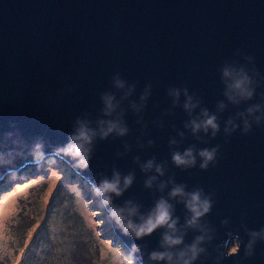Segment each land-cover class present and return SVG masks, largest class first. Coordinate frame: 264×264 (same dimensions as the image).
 <instances>
[{"label":"water","instance_id":"obj_1","mask_svg":"<svg viewBox=\"0 0 264 264\" xmlns=\"http://www.w3.org/2000/svg\"><path fill=\"white\" fill-rule=\"evenodd\" d=\"M240 76L250 96L228 87ZM81 126L86 168L62 151ZM52 156L136 264H264V0H0V181ZM117 175L104 204L94 189ZM197 192L210 207L193 221ZM161 201L168 223L137 237Z\"/></svg>","mask_w":264,"mask_h":264},{"label":"rangeland","instance_id":"obj_2","mask_svg":"<svg viewBox=\"0 0 264 264\" xmlns=\"http://www.w3.org/2000/svg\"><path fill=\"white\" fill-rule=\"evenodd\" d=\"M80 180L52 156L0 181V204L3 196L19 194L7 217L0 219V264H23L29 257V264H136L114 239L99 196ZM45 238L55 252L43 245ZM235 250L236 244L230 246L229 252Z\"/></svg>","mask_w":264,"mask_h":264},{"label":"clouds","instance_id":"obj_3","mask_svg":"<svg viewBox=\"0 0 264 264\" xmlns=\"http://www.w3.org/2000/svg\"><path fill=\"white\" fill-rule=\"evenodd\" d=\"M223 75L225 77H228L229 75H231V73L228 70H225ZM245 84H246V78L245 77H242V76L234 77L233 83L230 84L228 87L232 90L237 91L242 96H250L251 93L246 91ZM117 85L119 87H122V84H120V82H117ZM111 100H112L111 97H105V103H106L109 110L112 108ZM186 107H187V105H186ZM214 119H215L214 117H210L206 121H204L205 126H210L211 128L216 129L217 125L214 123ZM196 127H198V125ZM113 130L118 131V133L121 135L124 134V132L126 131V129L118 128V126L116 124L110 123L108 125L107 130L103 131V135L106 136L108 133L112 132ZM92 135H94V133H91L84 126H81V128L78 130V134L71 136L70 139L72 142H70L64 149H62V151L65 154L70 155L74 158H79L78 159V165L81 168L87 167L88 149L85 146L88 143H90ZM214 153H215V150H212V151L204 150V151L200 152V156H202L204 158V163L201 164L202 168L206 167L207 163L214 159ZM56 159H58V158H56ZM173 161L178 166L179 165H191L194 163V159L192 158L190 151L186 152L184 155H180L178 153L174 154L173 155ZM43 163H45L44 160L41 163H38V165H42ZM31 166H34V164H32ZM31 166H27V165L22 166L21 168L18 169L19 172H12V173H9V174L3 176V178H6V179L2 180V181H4V182L7 181L8 178L11 176V174H19L20 172H22V170H27V169L31 168ZM148 167H151V162H149ZM157 170L159 171V169H157ZM78 177L80 178V176H78ZM81 180H80V182H81ZM124 183H125V185L130 184L131 183V177L125 178ZM118 185H119V176L117 175L111 181H109V180L102 181L101 184L99 185V187L95 188L94 191L96 194L104 195L103 203L107 204V203H109V198L106 195L107 193H115L116 195L120 194V189H119ZM180 192H181V189L177 188L174 190L173 195H176ZM187 206H188L189 210L193 213V221L196 218H198L199 216L206 213L210 207L209 202L207 200H204V201L200 200V194L198 192L191 194L190 201L188 202ZM111 216L116 218L117 221H119L121 219V215H120V212L118 210H113L111 212ZM169 219H170L169 206L164 201H161L158 203V205L156 207V213H155L154 218H152L148 221V224H150L151 227H149V226L147 228L141 227L135 231V235L137 237H139L142 234L150 233L157 226H162V225L167 224ZM128 227L130 228L131 224H129ZM169 227H171V225H169ZM166 239L168 240L169 243H173V244H177L180 242L178 239L177 240H171L167 237H166ZM162 258H163L162 255L153 254V259H162Z\"/></svg>","mask_w":264,"mask_h":264},{"label":"bare ground","instance_id":"obj_4","mask_svg":"<svg viewBox=\"0 0 264 264\" xmlns=\"http://www.w3.org/2000/svg\"><path fill=\"white\" fill-rule=\"evenodd\" d=\"M46 159H48V158L40 159L39 162L35 161V163H33V164L38 165V163H41L43 160L45 161ZM25 165L31 166L32 164H31L30 161H28V162L25 163ZM36 165H34V166H36ZM13 175H18V174H13ZM5 179L6 178H3L2 180H5ZM18 195H19L18 191H13V192H11V193H9V194H7V195L2 197L3 202L0 204V210H1L0 219H4V218L7 217V214L12 210V208H13V206L15 204V201L17 200V196ZM82 206L83 205H82V202L80 200V209H82Z\"/></svg>","mask_w":264,"mask_h":264},{"label":"trees","instance_id":"obj_5","mask_svg":"<svg viewBox=\"0 0 264 264\" xmlns=\"http://www.w3.org/2000/svg\"><path fill=\"white\" fill-rule=\"evenodd\" d=\"M15 227H17V226H15ZM49 242H51L50 241V239L49 238H45V239H43V245L44 246H46ZM49 244H51L52 245V243H49ZM40 247V246H39ZM47 248V250L49 251V252H51V250H54V252H55V247L53 246V247H48V246H46ZM38 248V247H37ZM49 248V249H48ZM51 254V253H50ZM74 255H75V257L77 256V254H76V247L74 248ZM1 259V258H0ZM3 260V259H2ZM30 263V257L27 259V261H26V263H23V264H29ZM76 264V261H74V260H71L70 262H69V264Z\"/></svg>","mask_w":264,"mask_h":264},{"label":"snow or ice","instance_id":"obj_6","mask_svg":"<svg viewBox=\"0 0 264 264\" xmlns=\"http://www.w3.org/2000/svg\"><path fill=\"white\" fill-rule=\"evenodd\" d=\"M149 227H151V225L149 224Z\"/></svg>","mask_w":264,"mask_h":264}]
</instances>
